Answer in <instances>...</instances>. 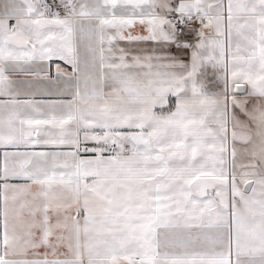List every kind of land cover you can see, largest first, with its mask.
Segmentation results:
<instances>
[{
  "label": "snow or ice",
  "instance_id": "snow-or-ice-1",
  "mask_svg": "<svg viewBox=\"0 0 264 264\" xmlns=\"http://www.w3.org/2000/svg\"><path fill=\"white\" fill-rule=\"evenodd\" d=\"M118 41L174 44L190 62L129 59ZM53 59L76 76L69 100L12 79ZM168 94L175 111L157 114ZM237 94L264 102V0H0V264H264V107L258 141L232 114L251 194L233 171L227 198L229 109L249 115Z\"/></svg>",
  "mask_w": 264,
  "mask_h": 264
},
{
  "label": "crops",
  "instance_id": "crops-1",
  "mask_svg": "<svg viewBox=\"0 0 264 264\" xmlns=\"http://www.w3.org/2000/svg\"><path fill=\"white\" fill-rule=\"evenodd\" d=\"M59 3V0H57ZM163 2V0H162ZM170 3H178V0H168ZM226 4V0H225ZM157 11L161 15H167V13L162 9H157ZM176 15V14H173ZM9 24L15 23V21H8ZM201 25H193L189 27L184 35H179L182 40H186L188 42H195L196 32L199 31ZM133 35H146L147 32L144 31V26L137 24L135 28L132 30ZM211 34V33H210ZM120 47H124L129 52V59L131 55H145V54H153V51L157 54H168L171 57H176L179 60L189 63L190 62V49H178L176 46L168 45L165 46L163 43L157 44L152 41H140V42H131L128 41H118L117 42ZM46 70L45 74H42L40 77H34L32 75L23 76V75H14L12 77L13 80L17 81H31V85L25 84L23 86L24 91L34 94L30 98H34L37 101L40 100H69L71 99V94H74L76 89V76L72 72L71 65L65 64L61 60L53 59L51 61L46 62ZM57 65H59V72L57 69ZM40 67L39 64L34 66V70ZM209 76L211 77L212 70L209 69ZM223 71L221 70V75ZM219 87H214L212 84H209V89L212 91H222L223 89V81H219ZM111 89L105 88V93L110 92ZM62 92L64 95H54L52 93ZM237 99L244 104V107L248 110L249 115H245L244 112L240 110V108H232L229 109L228 115V172L229 177L227 181V198L231 201V174L234 171L236 173L237 183L240 184L241 190H245L241 180L243 179L242 173L249 171L250 169L247 167L248 163L251 161L252 157L250 155L251 145L244 144L241 140L237 139L236 141H232L231 132L233 131V120L232 114L234 113L240 122L235 126V131L238 134H247L251 135L254 141H258V137L256 136V123L254 122V118L256 117V113L253 111L255 108L264 107V102H262L257 97H250L246 94H237ZM176 106V97L168 94L167 103L164 106V109L161 110L159 107L155 109L157 114H167L168 109L175 111ZM99 131V130H97ZM81 142L82 146L92 147L94 146V141H84L83 132L81 133ZM233 144L236 146V157H235V165L233 166V160L231 156V149ZM64 150H70L68 146H63ZM248 149V151H246ZM37 150H48L47 148H37ZM80 156L82 159H91L95 157V153L92 152H84L80 151ZM107 155V153H106ZM3 163V155L2 150H0V165ZM13 183H22V181H12ZM2 183V181H0ZM209 191L214 192V189H210ZM248 194H251L250 189L248 190ZM3 204L0 201V212H2ZM3 217L0 216V221H2Z\"/></svg>",
  "mask_w": 264,
  "mask_h": 264
},
{
  "label": "built area",
  "instance_id": "built-area-1",
  "mask_svg": "<svg viewBox=\"0 0 264 264\" xmlns=\"http://www.w3.org/2000/svg\"><path fill=\"white\" fill-rule=\"evenodd\" d=\"M51 2H52V0H49V3H51ZM56 3H58L57 0H56ZM61 15H63L62 11H61ZM12 24H14V23H12ZM194 25H200V24H199V22H196ZM181 27H182V31H180L178 34L184 35L189 27H184V26H181Z\"/></svg>",
  "mask_w": 264,
  "mask_h": 264
},
{
  "label": "water",
  "instance_id": "water-1",
  "mask_svg": "<svg viewBox=\"0 0 264 264\" xmlns=\"http://www.w3.org/2000/svg\"><path fill=\"white\" fill-rule=\"evenodd\" d=\"M246 190V189H245ZM249 190V189H248ZM248 190H246V191H248Z\"/></svg>",
  "mask_w": 264,
  "mask_h": 264
}]
</instances>
